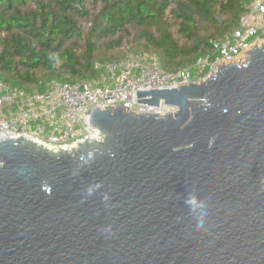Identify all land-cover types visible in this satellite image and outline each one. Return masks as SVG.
<instances>
[{
	"label": "water",
	"instance_id": "1",
	"mask_svg": "<svg viewBox=\"0 0 264 264\" xmlns=\"http://www.w3.org/2000/svg\"><path fill=\"white\" fill-rule=\"evenodd\" d=\"M246 55L138 91L174 114L93 108L101 140L1 138L0 264H264V46Z\"/></svg>",
	"mask_w": 264,
	"mask_h": 264
},
{
	"label": "trees",
	"instance_id": "2",
	"mask_svg": "<svg viewBox=\"0 0 264 264\" xmlns=\"http://www.w3.org/2000/svg\"><path fill=\"white\" fill-rule=\"evenodd\" d=\"M249 1L0 0V80L44 90L52 80L94 79L96 61L147 51L172 72L213 52L212 40L239 27ZM132 34L133 51H123Z\"/></svg>",
	"mask_w": 264,
	"mask_h": 264
},
{
	"label": "built area",
	"instance_id": "3",
	"mask_svg": "<svg viewBox=\"0 0 264 264\" xmlns=\"http://www.w3.org/2000/svg\"><path fill=\"white\" fill-rule=\"evenodd\" d=\"M264 42V0H250L239 27L212 40L213 52L192 64L166 72L152 53L129 52L125 58L94 63V79L50 81L44 90L24 92L0 80V139L35 141L53 150H70L86 139L101 140L90 123L93 108L125 106L136 114L164 116L178 107L163 99L159 106L139 102L138 91L178 88L213 75L223 64L242 63Z\"/></svg>",
	"mask_w": 264,
	"mask_h": 264
},
{
	"label": "rangeland",
	"instance_id": "4",
	"mask_svg": "<svg viewBox=\"0 0 264 264\" xmlns=\"http://www.w3.org/2000/svg\"><path fill=\"white\" fill-rule=\"evenodd\" d=\"M89 7H91V5L89 4ZM88 26H89V23L87 24ZM130 44H129V46L128 47H126V45H125V47H122V50L123 51H133V50H130L129 48H132V47H134V45L136 44V42H135V37H134V34H132L131 36H130ZM261 46H264V42H262L261 41ZM128 51V52H129ZM146 53H152V54H155V52H153V51H147ZM156 55V54H155Z\"/></svg>",
	"mask_w": 264,
	"mask_h": 264
}]
</instances>
